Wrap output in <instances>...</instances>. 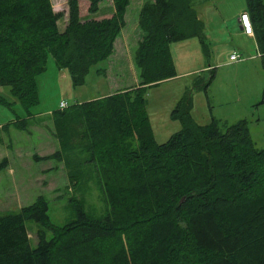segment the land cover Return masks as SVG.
I'll return each mask as SVG.
<instances>
[{
	"label": "trees",
	"instance_id": "trees-1",
	"mask_svg": "<svg viewBox=\"0 0 264 264\" xmlns=\"http://www.w3.org/2000/svg\"><path fill=\"white\" fill-rule=\"evenodd\" d=\"M77 1L66 0L59 30L62 12L50 0H0V86L26 111L37 103L35 78L48 56L73 86L109 57L131 0H111L112 15L101 19H81ZM87 1L92 15L101 0ZM244 1L264 57V0ZM136 24L137 84L51 111L59 147L34 157L62 161L83 150L106 215L89 217L76 206V219L55 226L41 195L0 213V264H264V148L254 146L246 120L198 124L186 91L169 112L179 129L159 143L146 112V89L175 75L169 44L196 37L205 50L202 21L190 0H143ZM95 72L104 75V67ZM210 78L197 88L205 93ZM26 220L38 224L33 247Z\"/></svg>",
	"mask_w": 264,
	"mask_h": 264
},
{
	"label": "rangeland",
	"instance_id": "rangeland-1",
	"mask_svg": "<svg viewBox=\"0 0 264 264\" xmlns=\"http://www.w3.org/2000/svg\"><path fill=\"white\" fill-rule=\"evenodd\" d=\"M136 1L137 4L143 2L130 1L127 7L128 17L126 16L128 22L137 20L139 8H135ZM190 1L202 21L206 47L205 52L201 50V64L208 68L204 77H196L191 73L178 80L146 89V112L154 139L156 142H163L179 129V123L168 117L171 109L167 107L175 96H178V100L187 91L191 97L190 116L193 121L204 124L210 117H214L229 125L245 119L254 146L264 148V99L261 97L264 70L261 60L250 59L239 53V60L218 65L227 60L230 49L235 48L238 38L235 36L234 26H230L231 18L238 14L237 11L245 10V1ZM50 3L54 11L62 12L57 21L58 29L62 30L66 20V0H50ZM77 3L81 19L93 17V14L87 13V0H78ZM134 34L140 35L139 30ZM138 38L135 36L134 41ZM174 45L179 44L171 43L170 56L175 54V48L171 50L176 47ZM135 46L134 43L131 51L125 48L126 59L110 60L112 76L95 72V69L107 65V58L91 68L85 82L76 86L72 85L67 71L57 69L48 56L45 70L35 78L37 103L27 111L9 93L8 87L0 86V161L6 159V164L0 166V213L15 212L41 195L47 202L49 222L55 226L76 219V206L89 217L101 218L106 215L107 206L93 165L86 161L87 154L83 150L75 148L70 153H64L62 161L34 157L50 155L59 147L50 113L58 109L59 101L70 105L106 95L114 90L115 76L118 75L125 76L124 79L132 86L133 83L129 81L136 71L132 60ZM235 50L239 52L238 49ZM173 60L175 59L172 62ZM209 76L211 78L204 93L197 88L196 83L198 79L207 80ZM175 103L176 101L173 104ZM24 224L29 244L33 247L38 224L32 220H26ZM45 233L46 239L49 238L50 232Z\"/></svg>",
	"mask_w": 264,
	"mask_h": 264
},
{
	"label": "crops",
	"instance_id": "crops-1",
	"mask_svg": "<svg viewBox=\"0 0 264 264\" xmlns=\"http://www.w3.org/2000/svg\"><path fill=\"white\" fill-rule=\"evenodd\" d=\"M142 1H140L137 4V1L135 2V8L138 9L140 4ZM128 7V6H127ZM113 9H112V4H111V0H101L98 3L97 6V11L93 14L94 19H101V18H108L112 15ZM245 12V10H240L237 11L236 16H233L232 19V23H230V26H234V33L235 36H237L238 40L236 41V44L234 45V47L236 49L239 50V52L237 50H235V48H232V50L230 49L229 54H228V59L227 60H223L222 62L218 63V65H224L230 62H234L232 60H229V55L232 53H235L238 55L239 59L241 58V56H239V53H243L246 55V57L252 59V58H259L262 62V67L264 70V57H261L257 51L256 48V44H255V40L252 35H246L243 33L239 21H238V17L241 13ZM197 15V13H196ZM127 8L124 12L123 15V19H124V25L121 28L118 36L115 38L114 43H113V50L112 53L109 55L108 60H107V65L104 66V75H108V76H112L111 72H112V68H110V60H116V61H121L120 58L126 59L125 56V48H129L131 51V46L135 43H137V40H139L140 35H135L134 32L137 30L136 27V22L131 21L128 22L127 20ZM197 17L200 19V17L197 15ZM231 19L230 22H231ZM201 20V19H200ZM135 36H138L139 38L135 39ZM194 39H184L182 41H176V42H172L173 44H179V45H174L176 47H173V49L171 48V50L173 51L175 48V54H173L171 57L173 60V64H174V70H175V75L171 78H168L166 80L161 81L160 83L154 85V86H158V85H162L164 83H169L172 82L174 80H178L182 77H184L185 75L188 74H195L196 77H204V73L206 72L207 68L206 66H202V53H201V49L199 46V43L197 41V39L195 37H192ZM191 41H188V40ZM185 42V43H182ZM169 46H171V43L169 44ZM132 56V54H131ZM112 57H114L112 59ZM128 59L130 60V55L128 54ZM238 59V60H239ZM237 61V60H235ZM187 65V66H186ZM134 70V69H133ZM63 75V74H62ZM118 78V81L116 80ZM121 77V78H119ZM115 82H116V86L115 88H113L114 90H112L111 92L107 93L110 94L112 92L115 91H120V90H124L127 89L129 87H132L133 85L137 84V76H136V71H134V75H132L131 80L129 82H132V86H129L128 81L125 78V76H115ZM152 87V86H150ZM106 94V95H107ZM206 96V94H205ZM99 97V96H98ZM178 96H175L172 99V102L169 103V106L167 107V109H172L173 108V103L175 101H177ZM60 102V101H59ZM170 111V110H169ZM169 114V113H168ZM190 114H191V108H190ZM169 117V116H168ZM218 121H221L220 119ZM223 123H226L225 121H222ZM153 133V132H152Z\"/></svg>",
	"mask_w": 264,
	"mask_h": 264
},
{
	"label": "built area",
	"instance_id": "built-area-1",
	"mask_svg": "<svg viewBox=\"0 0 264 264\" xmlns=\"http://www.w3.org/2000/svg\"><path fill=\"white\" fill-rule=\"evenodd\" d=\"M238 21H239V24H240V27H241L243 33L246 35H252L251 26H250L247 14L245 12H243L239 15ZM238 59H239V57L235 53H232L229 55V60L235 61ZM66 106L67 105L64 101H60L58 104L59 109L65 108Z\"/></svg>",
	"mask_w": 264,
	"mask_h": 264
}]
</instances>
